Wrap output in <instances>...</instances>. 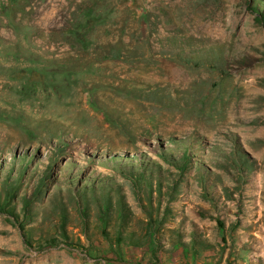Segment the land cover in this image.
I'll use <instances>...</instances> for the list:
<instances>
[{"label":"rangeland","instance_id":"374dc122","mask_svg":"<svg viewBox=\"0 0 264 264\" xmlns=\"http://www.w3.org/2000/svg\"><path fill=\"white\" fill-rule=\"evenodd\" d=\"M251 6L0 0V264H264Z\"/></svg>","mask_w":264,"mask_h":264},{"label":"trees","instance_id":"16d2710c","mask_svg":"<svg viewBox=\"0 0 264 264\" xmlns=\"http://www.w3.org/2000/svg\"><path fill=\"white\" fill-rule=\"evenodd\" d=\"M251 9H253V11L257 14V17H256V21L263 24L264 25V11H260V8L259 6H254L252 7L251 6ZM175 140V138L173 139ZM183 161L185 163V167H183V171H186L188 169V167H190L192 165V156H191V152H185L184 155H183ZM50 172L49 171H44V175L43 177H41V179L38 181L36 187L33 189V194L31 197H27L25 198L24 200V206H26L27 208L30 207L33 203V201L37 198H40L41 197V194L43 192V188L46 189V185L48 183V173ZM141 176L147 178L146 174L144 172H142ZM80 176L78 175L77 176V182L80 181ZM72 182H75L74 179H72ZM74 184V183H73ZM84 187L86 185H83ZM91 188L94 189L93 191L96 192V189H95V183H92L91 184ZM7 190L5 191V193L2 194V196H0V213H6V214H11V215H14V216H17V212H16V209H15V206H14V200H15V196L17 195L16 193V189H17V186H15V184H11L9 185L7 188ZM80 195V194H79ZM89 198H85L86 201H88ZM111 205V204H110ZM85 210V207L83 208V211ZM63 228H65V226H63ZM28 237L27 240L30 241L32 240V236H33V233L30 232V234L28 233ZM121 236V235H120ZM63 237L64 238H61V241H63L64 243H67V244H73L69 241V237L63 233ZM59 242V239L57 238H53L51 240V244H56Z\"/></svg>","mask_w":264,"mask_h":264}]
</instances>
